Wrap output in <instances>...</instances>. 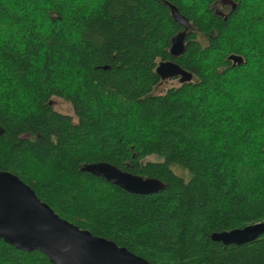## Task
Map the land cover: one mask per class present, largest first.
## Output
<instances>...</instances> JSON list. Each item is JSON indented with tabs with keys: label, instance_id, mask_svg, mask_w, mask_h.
<instances>
[{
	"label": "trees",
	"instance_id": "obj_1",
	"mask_svg": "<svg viewBox=\"0 0 264 264\" xmlns=\"http://www.w3.org/2000/svg\"><path fill=\"white\" fill-rule=\"evenodd\" d=\"M167 61L192 80L158 93ZM263 148L264 0H0V171L80 230L150 264H264V235L210 238L264 222ZM99 162L162 188L81 171ZM0 264L51 263L0 239Z\"/></svg>",
	"mask_w": 264,
	"mask_h": 264
},
{
	"label": "water",
	"instance_id": "obj_2",
	"mask_svg": "<svg viewBox=\"0 0 264 264\" xmlns=\"http://www.w3.org/2000/svg\"><path fill=\"white\" fill-rule=\"evenodd\" d=\"M221 3L230 5L231 10L236 7L231 1ZM168 6L173 20L184 29L171 39L170 55L179 57L184 52L185 32L189 22L179 14L177 8ZM227 60L233 65L243 63L242 58L235 55H230ZM155 72L162 81L178 79L180 84H184L192 79L190 73L171 61L160 62ZM81 171L103 178L110 184L132 194H153L162 188V184L156 180L136 177L108 163L85 165ZM262 235H264V222L227 232L213 233L210 238L213 242L228 246L243 245ZM0 239L18 250L39 251L51 264H150L125 248L95 237L61 219L17 176L1 171Z\"/></svg>",
	"mask_w": 264,
	"mask_h": 264
},
{
	"label": "rangeland",
	"instance_id": "obj_3",
	"mask_svg": "<svg viewBox=\"0 0 264 264\" xmlns=\"http://www.w3.org/2000/svg\"><path fill=\"white\" fill-rule=\"evenodd\" d=\"M225 11H227V9H224V12ZM178 83H179L178 79L168 80V81H166L165 83H163L159 87L158 93H164L168 88H170L172 86H176ZM53 101H54L53 102V107H52L53 110H55L56 112H58L60 114L67 115V116H72L73 115V110H72L71 106L68 103L62 101L59 98H55ZM154 159H157V158L152 156L150 158L145 159V161H155ZM173 170H174V172L177 175H180V176H183V177H187V174H186V172L184 170H182L180 168H174V169L172 168V171Z\"/></svg>",
	"mask_w": 264,
	"mask_h": 264
},
{
	"label": "bare ground",
	"instance_id": "obj_4",
	"mask_svg": "<svg viewBox=\"0 0 264 264\" xmlns=\"http://www.w3.org/2000/svg\"><path fill=\"white\" fill-rule=\"evenodd\" d=\"M186 33V32H185ZM185 40V39H184ZM185 47V46H184ZM171 80V79H170ZM192 80V79H191ZM190 82V81H189Z\"/></svg>",
	"mask_w": 264,
	"mask_h": 264
}]
</instances>
